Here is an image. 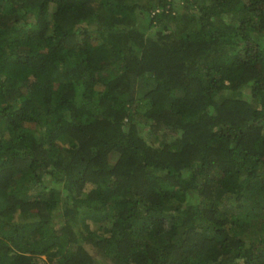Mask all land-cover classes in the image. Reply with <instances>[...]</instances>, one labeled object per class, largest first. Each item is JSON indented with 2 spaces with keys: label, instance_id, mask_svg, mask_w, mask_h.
I'll return each mask as SVG.
<instances>
[{
  "label": "trees",
  "instance_id": "obj_1",
  "mask_svg": "<svg viewBox=\"0 0 264 264\" xmlns=\"http://www.w3.org/2000/svg\"><path fill=\"white\" fill-rule=\"evenodd\" d=\"M0 264H264V0H0Z\"/></svg>",
  "mask_w": 264,
  "mask_h": 264
},
{
  "label": "rangeland",
  "instance_id": "obj_2",
  "mask_svg": "<svg viewBox=\"0 0 264 264\" xmlns=\"http://www.w3.org/2000/svg\"><path fill=\"white\" fill-rule=\"evenodd\" d=\"M144 136H145V138H146L147 141H151L152 140V136H150L148 133L145 132L144 133ZM91 188H92V185L91 184H87L85 186V188H84V191L89 190Z\"/></svg>",
  "mask_w": 264,
  "mask_h": 264
}]
</instances>
